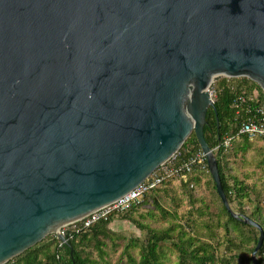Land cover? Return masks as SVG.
<instances>
[{
    "label": "water",
    "instance_id": "obj_1",
    "mask_svg": "<svg viewBox=\"0 0 264 264\" xmlns=\"http://www.w3.org/2000/svg\"><path fill=\"white\" fill-rule=\"evenodd\" d=\"M264 91V0H0V264L128 193L193 132L220 77ZM72 255V249H71ZM74 264V261H72Z\"/></svg>",
    "mask_w": 264,
    "mask_h": 264
},
{
    "label": "trees",
    "instance_id": "obj_2",
    "mask_svg": "<svg viewBox=\"0 0 264 264\" xmlns=\"http://www.w3.org/2000/svg\"><path fill=\"white\" fill-rule=\"evenodd\" d=\"M212 87L215 89L214 106L216 113L212 108L208 109L204 136L208 145L216 151L225 195L233 209L237 205L236 211L249 216L264 230L262 207L255 204L249 212L243 209V200L250 197L248 187L235 176L231 178V183L226 177L224 165L227 161L226 153L229 148L226 151L222 147L216 148L225 134L234 135L239 128L240 116L233 106L235 95L245 93L255 96L256 93L255 100L260 102L264 99V91L256 82L247 77H224L213 82ZM239 138L245 142L242 151H246L250 140L245 135H240L233 142ZM178 151L186 156L200 151L193 132L186 138ZM206 169L208 170L207 165ZM170 181L172 179L144 194L139 203L133 204L124 213H112L107 220H99L88 228L66 232L67 244L62 243L56 236L47 235L40 242L4 264H72V261L74 264H102L106 255L105 246L107 244L105 241L114 240L115 235L108 224L114 215L120 214H123L124 218L135 223L138 228L146 233L143 242L139 243L135 240L123 246L122 253L126 257V264H166L164 261L165 245H168L176 254L174 264H231L236 258L238 260L235 264H253L251 253L257 242L258 231L229 215L216 192L212 178H210L212 190L219 202L216 214L210 213L206 205L195 207L192 202L184 222L170 225L162 230L154 229L134 218L135 209L145 204L152 192ZM152 201L155 208L161 211V217L168 218L172 222L182 218H179L175 211L166 212L160 203V199L156 196H152ZM194 212L199 217H207L205 220L197 221L196 218H192ZM200 224H203L206 229L205 234H201ZM219 230L222 234H219ZM244 231L248 232L247 236ZM133 247H139L138 259L129 251ZM245 250H247V254H245ZM94 252H96V256H94ZM257 256L259 263L264 264V241Z\"/></svg>",
    "mask_w": 264,
    "mask_h": 264
},
{
    "label": "rangeland",
    "instance_id": "obj_3",
    "mask_svg": "<svg viewBox=\"0 0 264 264\" xmlns=\"http://www.w3.org/2000/svg\"><path fill=\"white\" fill-rule=\"evenodd\" d=\"M222 78L224 76L219 79ZM211 88L213 90L212 84L210 90ZM214 97L215 89L212 93V98L214 99ZM244 144L245 142L241 138L232 143L226 153L227 161L224 165V172L230 183L232 182L231 178L235 176L248 187L250 197L243 200V209L249 212L253 205L258 204L262 207L264 214V139L255 138L250 140L247 150L242 151ZM210 178L207 169L194 170L184 179H174L168 182L155 192H152L151 197L149 195L145 204L135 209L133 212L134 218L154 229L162 230L170 225L184 222L192 202L195 207L206 205L210 213L216 214L219 202L212 190ZM152 196L160 199V203L166 212L172 213L175 211L179 218H182L172 222L168 218L161 217V211L155 208ZM236 208L237 205L234 209L237 210ZM123 216V214L114 215L108 224V227L115 235L114 240L105 241L107 244L105 246L106 255L102 264H126V257L122 253L123 246L135 240L141 243L146 238L144 230H141L135 223ZM206 217H199L195 212L192 215V218H196L197 221L205 220ZM199 229L201 234L206 233L203 224H200ZM218 232L222 234L221 230ZM244 232L247 236L248 232ZM49 235L50 237L56 236L54 233ZM164 250V261L166 264H174L176 254L168 245L164 246ZM129 251L136 259L139 258V247L130 248ZM244 252L247 254V250ZM93 254L96 256V252ZM237 260V258L234 259L231 264H235Z\"/></svg>",
    "mask_w": 264,
    "mask_h": 264
},
{
    "label": "built area",
    "instance_id": "obj_4",
    "mask_svg": "<svg viewBox=\"0 0 264 264\" xmlns=\"http://www.w3.org/2000/svg\"><path fill=\"white\" fill-rule=\"evenodd\" d=\"M213 91L214 88L213 90L211 88V95ZM256 97V93L255 96L245 93H237L235 95L233 106L238 116H240L239 128L234 135L225 134L216 148L222 147L226 151L230 148L233 140L240 135H245L249 140L255 138L264 139V99L258 102L255 100ZM206 165L205 155L201 150L187 156L180 151H176L166 161L155 168L144 181L128 193L106 206L91 211L75 221L62 225L59 228V232L65 236L68 231H78L79 229L90 227L99 220H107L112 213H124L130 206L139 203L144 194L157 186L171 179L184 178L194 170H205Z\"/></svg>",
    "mask_w": 264,
    "mask_h": 264
}]
</instances>
